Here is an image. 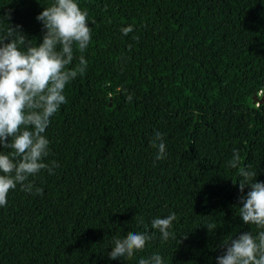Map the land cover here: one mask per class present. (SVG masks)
I'll return each mask as SVG.
<instances>
[{"label":"trees","instance_id":"16d2710c","mask_svg":"<svg viewBox=\"0 0 264 264\" xmlns=\"http://www.w3.org/2000/svg\"><path fill=\"white\" fill-rule=\"evenodd\" d=\"M51 3L0 0V33L21 26L42 42L36 17ZM78 4L92 30L88 66L44 133V162L59 167L30 177L43 195L18 185L0 207V264H138L154 253L165 264H217L223 238L256 231L238 217L240 177L226 162L238 150L264 183V103L252 100L264 92V0ZM173 212L176 238L162 242L151 222ZM146 228L154 236L142 253L108 258L114 238Z\"/></svg>","mask_w":264,"mask_h":264},{"label":"clouds","instance_id":"9594fccd","mask_svg":"<svg viewBox=\"0 0 264 264\" xmlns=\"http://www.w3.org/2000/svg\"><path fill=\"white\" fill-rule=\"evenodd\" d=\"M43 8L36 17L43 26L42 42L38 40V44H34L20 30L21 26L9 24L0 33V207L7 205L9 193L18 185L28 194L43 195V188L36 187L30 177L42 170L54 174V168L59 167L55 161L44 162L49 155V140L44 133L51 118L66 103V85L78 75L82 76L88 66L83 55L92 39L87 10L80 8L78 0H52ZM5 17L9 20L11 14ZM132 31V26L121 28L123 35ZM75 52L81 54L79 62L70 68L77 59ZM151 146L158 149L156 160L166 158V145L160 132L155 133ZM4 149L9 151L4 152ZM233 153L226 166L237 170L240 177L238 183L232 181L241 192L239 203L242 206L235 208L243 223L254 226L256 231L223 238L219 247L224 251L216 258L217 264H264V183L257 180L251 166L241 165L238 150L233 149ZM246 188L251 190L244 195ZM176 220L174 212L165 218L157 217L152 220L151 229L161 234L162 242H167L176 238L170 231ZM205 228L210 235L217 230L215 223ZM153 236L146 228L114 238L108 258L132 260L145 250ZM138 264H165V261L159 253H154L141 257Z\"/></svg>","mask_w":264,"mask_h":264},{"label":"water","instance_id":"95a60500","mask_svg":"<svg viewBox=\"0 0 264 264\" xmlns=\"http://www.w3.org/2000/svg\"><path fill=\"white\" fill-rule=\"evenodd\" d=\"M252 100H253V103H257L258 105L263 104L264 103V92L261 95L253 96Z\"/></svg>","mask_w":264,"mask_h":264},{"label":"rangeland","instance_id":"374dc122","mask_svg":"<svg viewBox=\"0 0 264 264\" xmlns=\"http://www.w3.org/2000/svg\"><path fill=\"white\" fill-rule=\"evenodd\" d=\"M261 94H262V93H261ZM261 94H260V95H261Z\"/></svg>","mask_w":264,"mask_h":264}]
</instances>
